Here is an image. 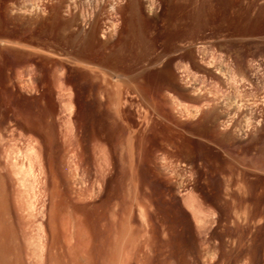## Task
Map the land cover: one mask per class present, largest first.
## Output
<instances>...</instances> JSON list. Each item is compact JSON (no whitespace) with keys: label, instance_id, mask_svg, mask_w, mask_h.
<instances>
[{"label":"rangeland","instance_id":"374dc122","mask_svg":"<svg viewBox=\"0 0 264 264\" xmlns=\"http://www.w3.org/2000/svg\"><path fill=\"white\" fill-rule=\"evenodd\" d=\"M148 1L150 22L171 0H153V12ZM129 3L0 0V218L12 226L0 230L2 263L264 264V32H232L248 14L264 23V0H224L221 30L169 52L159 43V61L132 72L85 60L93 45L100 57L130 46ZM100 86L119 113L82 201L53 183L30 141L91 143L82 122L109 100L94 97ZM133 175L138 203L104 209L103 196L132 188Z\"/></svg>","mask_w":264,"mask_h":264},{"label":"bare ground","instance_id":"6f19581e","mask_svg":"<svg viewBox=\"0 0 264 264\" xmlns=\"http://www.w3.org/2000/svg\"><path fill=\"white\" fill-rule=\"evenodd\" d=\"M223 1L224 0H176V2L174 3L171 0L170 4L168 5V8L165 10V12L162 15H154L149 22V19H146L143 15L144 7L141 4L140 0H130V3L128 5V10L130 12L131 18L128 14V17L130 19H129V23H127L128 24L127 29L130 32V36H131L130 46H128L127 44H124L122 47L117 48L113 52H111L107 57H100L98 55V52L93 51L94 45L91 41L90 44L93 45L92 48H88V49H86V51H85V49H83L81 52L85 51V53H82V54L85 57L84 59L87 61L96 62L100 65L112 68L114 70H122V71L132 72V70H134L137 67V65L140 64L141 62H143L144 60H150V63H156L159 61L161 54L153 55L154 53H156V48H157L159 43H162L164 52H169L172 49L176 48L179 41H184L186 39H193L194 40L195 38H197L199 33L207 27H212L216 32L218 30H221L223 28V26L220 22V19L218 18L220 15L218 5H220ZM154 6H155V2L153 0H149L148 1V8L151 12H153V10L155 9ZM246 16H247L245 18L246 20L243 19L242 22L234 23V29H232L233 33L249 34V33H254V32H258V31L264 32V23H262V24L260 23L261 25H259V23H258L259 19H257L258 16L255 18H253L249 14ZM230 25H232V24H229L228 26H230ZM228 28H230V27H228ZM91 45H90V47H91ZM142 75H143V73L140 72V74H137L135 76V78L136 79L141 78ZM161 75L162 74H159V72L154 73V76L156 79L161 78ZM101 92L108 93L110 95L109 100L106 102L98 101V104L96 105V107H94L93 109H90V111L88 112V120L87 121L84 120L82 122L83 125L85 124L86 126H88L92 129L93 141L91 143H89L85 146L82 145L79 148L75 144H66V145L65 144L64 145L58 144V143L55 145H53L52 143H44L43 144L41 140H39V139L35 140L34 139L35 141L34 140L33 141L36 142V144L34 145L33 141H30L31 142L30 147H31V149L34 150L35 153L38 152V154H39V151H41V149L43 148V151L45 152L44 154H46L47 170L50 173L51 177L53 178V181H54L53 183L58 185V182H59V183H62L63 185H65L69 191H72L73 193L76 194L75 196H76L77 200H80V199L82 200L83 194L86 193L85 191L87 189L89 190V186L91 185V182H92L94 176L95 177L96 176L98 177V175L102 176V173H103L102 168L103 167H101V165L99 163V156H98L99 154L98 153L103 152V151L105 152V149H106L104 146L105 143L102 142V139L105 137V135H107V133L110 132L111 129L115 128V126L111 125L110 123L114 124L116 122L115 114L119 113L118 110H116L115 112L112 111V109L110 107L111 103L113 102V96L114 95L112 96L111 91L108 89L107 86H104V87L100 86L98 88L97 92L94 93V97L98 96V94ZM115 96L118 97L119 92H116ZM108 138L111 139L112 137H108ZM108 138H107V140H108ZM2 139L3 138L1 137L0 140H2ZM20 153H21V151H20ZM86 153H87V157L85 155ZM100 154L104 155L105 153H100ZM36 155H37V153H36ZM105 156L106 155H104V157ZM131 156L133 157V152H131ZM27 158L29 160L30 157H27ZM31 163L32 162H30L29 168L32 171L31 173H33V171H34V169L32 168L33 163H32V165H31ZM107 164L108 163H106L105 165H107ZM39 169H40L39 173H41L42 169L41 168H39ZM133 171H134V169H133ZM100 179H103V178L101 177ZM135 181H136V179L133 175L132 182H134L133 183L134 186L132 188H130L129 190H125L124 187L120 185L119 191L114 193V194H111V192L109 193L107 191L108 193H106L103 196L104 198L101 199V202L99 201L100 204L106 206V207H104V209L106 208L108 210L112 204H115L116 206L117 205L122 206L124 201L129 202V204H130L129 207H131V204H134L136 202L138 203V192H137V187H136ZM83 182H87V183H85L83 185ZM74 183H77L78 185L81 184V186L75 188L74 186H72V184H74ZM52 186H53V188L56 189V186L55 187H54V185H52ZM50 189H52V188H50ZM57 189H58V186H57ZM57 191H59V190H55V192H57ZM52 193H54V190ZM59 193H60V191H59ZM59 193H57V194L59 195ZM68 194H71V193L69 192ZM63 200H64V198H63ZM82 201H84V200H82ZM64 202H66V201H64ZM4 208H6V207H4ZM110 209L112 211V208H110ZM90 210H92V209H90ZM3 211H4L3 212V215H4V213L6 211L5 210H3ZM79 211L82 212V210H79ZM0 213H2V212H0ZM47 213L49 214V212H47ZM106 213H105V215H106ZM88 214H85V215H88ZM108 214H109V212H108ZM66 215H68V214H66ZM5 216H6V218H8L7 215H5ZM107 217H108V215H107ZM4 218L5 217L0 218V226L2 225L1 226L2 228H0V230H3V225H4V227L9 229L8 221L5 222ZM76 218H78V217H76ZM1 219L4 221H2ZM8 219L10 220V217ZM8 219H6V220H8ZM9 223H11V222H9ZM62 223H63V221H62ZM58 224H59V222H58ZM63 224H61V225H63ZM10 227H11L10 229H12V226H10ZM10 229H9V231H11ZM7 230H6V233L9 234V232H7ZM62 230H64V229H62ZM73 230H74V228H73ZM12 231H14V230H12ZM1 232L2 231H0V234H1ZM7 234H5L6 237H7ZM1 236L4 237L3 234L0 235V237ZM10 237H11V235H10ZM1 238H0V240L2 241ZM4 240H6V239H3V241ZM4 242H6V241H4ZM67 243H69V242H67ZM3 244L4 243H2V246H1L2 248H5L8 246L6 243V246L4 244V247H3ZM2 248L0 250L1 256H3L1 252H4V250H5V249L2 250ZM6 249L8 250V247ZM6 252L7 251L5 250L4 253L6 254ZM7 253H9V252H7ZM1 256H0L1 263H2V261L6 262L7 260L5 259V257L7 255H5L3 257L4 260H2Z\"/></svg>","mask_w":264,"mask_h":264}]
</instances>
